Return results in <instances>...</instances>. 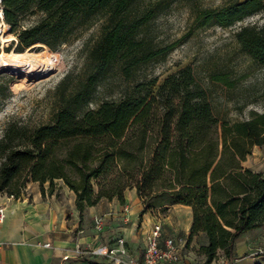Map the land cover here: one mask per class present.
I'll list each match as a JSON object with an SVG mask.
<instances>
[{
	"label": "trees",
	"instance_id": "trees-1",
	"mask_svg": "<svg viewBox=\"0 0 264 264\" xmlns=\"http://www.w3.org/2000/svg\"><path fill=\"white\" fill-rule=\"evenodd\" d=\"M190 1V0H185ZM12 31L24 17L36 19L18 33L15 48L43 42L52 50L78 29L102 19L100 34L87 53L83 76L49 120L32 128L6 124L0 137V192L18 196L24 181L39 182L52 193L60 179L73 191L81 213L101 199L124 203L134 188L144 213L180 204L190 207L188 239L203 232L204 264L231 259L236 239L264 223V174L245 167L251 147L264 141V110H249L242 120L222 122L190 66L167 75L153 90L155 77L137 71L164 59L174 44L154 42L147 27L157 4L140 0H2ZM201 26L229 27L262 12L261 24L235 32L242 52L264 65V3L226 0L217 7L193 6ZM128 82L117 99L87 107L97 83L113 68ZM216 80L231 85L226 75ZM95 187L97 188L95 190ZM264 260V259H263ZM89 264H113L87 260ZM259 264V263H255Z\"/></svg>",
	"mask_w": 264,
	"mask_h": 264
},
{
	"label": "rangeland",
	"instance_id": "rangeland-1",
	"mask_svg": "<svg viewBox=\"0 0 264 264\" xmlns=\"http://www.w3.org/2000/svg\"><path fill=\"white\" fill-rule=\"evenodd\" d=\"M225 1L140 0L143 6L157 4L156 15L147 27L154 42L160 45L174 44V47L164 59L142 66L136 73L139 78L155 77L157 81L153 90L156 91L167 75L186 65L190 66L196 80L205 88L219 120V133L224 120H242L249 110H264V65L254 63L241 51L235 39L239 27L261 24L262 12L248 15L229 27H220L216 24L199 25L191 10L192 3L193 6L217 7ZM35 19L36 15H28L22 23L31 24ZM101 23L102 19L96 20L89 27L78 29L69 41L54 50L43 42L31 44L34 48L30 51H46L54 59L56 69L46 77L31 81L28 87L22 85L17 72L0 71V137L10 122H17L29 129L49 120L58 105V95L67 93L83 76L88 50L100 34ZM18 51L25 50L19 48ZM223 74L231 80V85L215 79V76ZM126 85L128 82L113 67L97 83L87 107L94 108L103 99H117ZM246 163L251 168L264 171V141L260 146L251 147ZM30 182L33 181H24V188ZM54 182L52 193L55 198L68 200L66 189H70L60 179ZM43 186L47 192L48 183ZM127 190L130 189H126L124 194ZM6 196V191L0 192V204ZM167 209H159V212L168 213ZM193 264H203L197 253L194 254ZM259 264H264L263 258H259Z\"/></svg>",
	"mask_w": 264,
	"mask_h": 264
},
{
	"label": "crops",
	"instance_id": "crops-1",
	"mask_svg": "<svg viewBox=\"0 0 264 264\" xmlns=\"http://www.w3.org/2000/svg\"><path fill=\"white\" fill-rule=\"evenodd\" d=\"M244 165L251 168L246 159ZM251 169L264 174L263 170ZM66 191L68 200H57L54 193L45 191L42 194L40 185L30 182L22 195L5 197L1 202L6 207V215L0 224V264L100 262L104 260L86 252L102 245L115 247L119 239L124 240L129 256L141 259L146 235L157 219L162 223L160 245L163 246L166 238H172L178 244L179 261L175 264H193L195 253L204 264V256L198 250L206 241L205 234L198 232L188 239L189 206L175 204L168 206V213L147 212L139 216L142 204L135 189H130L124 194V203L101 199L80 215L74 205V193ZM124 206L128 207V212H123ZM97 216L103 217L100 230L94 227ZM45 243L49 245L45 246ZM230 258L235 264H255L259 263V258L264 259V223L236 239Z\"/></svg>",
	"mask_w": 264,
	"mask_h": 264
},
{
	"label": "built area",
	"instance_id": "built-area-1",
	"mask_svg": "<svg viewBox=\"0 0 264 264\" xmlns=\"http://www.w3.org/2000/svg\"><path fill=\"white\" fill-rule=\"evenodd\" d=\"M30 24L21 23L19 28L12 31L10 25L4 19L2 0H0V53L3 51H15L19 43L18 33L25 29ZM28 46L24 50L29 49ZM25 188L22 189V195ZM13 194L8 195L9 198H17ZM123 212H128V207L124 206ZM6 215L5 205L0 204V224L3 222ZM103 224V217L97 216L94 218V227L101 229ZM162 230V223L157 219L151 226L146 235V243L142 258H134L127 254L124 240L119 239L115 247H108L106 245L98 246L88 250L86 253L98 258H102L104 262H111L113 264H175L179 261V247L172 238H166L163 241V246L160 245V236ZM48 246V243L44 244ZM2 243H0V248ZM81 253L80 251H77ZM209 264H235V260L227 259L224 256H218Z\"/></svg>",
	"mask_w": 264,
	"mask_h": 264
},
{
	"label": "bare ground",
	"instance_id": "bare-ground-1",
	"mask_svg": "<svg viewBox=\"0 0 264 264\" xmlns=\"http://www.w3.org/2000/svg\"><path fill=\"white\" fill-rule=\"evenodd\" d=\"M34 47L25 51L0 53V71L17 72L22 85L30 86L31 81L46 77L56 69V63L46 51L31 52Z\"/></svg>",
	"mask_w": 264,
	"mask_h": 264
},
{
	"label": "water",
	"instance_id": "water-1",
	"mask_svg": "<svg viewBox=\"0 0 264 264\" xmlns=\"http://www.w3.org/2000/svg\"><path fill=\"white\" fill-rule=\"evenodd\" d=\"M41 78H43V77H41ZM41 78H40V79H41Z\"/></svg>",
	"mask_w": 264,
	"mask_h": 264
}]
</instances>
